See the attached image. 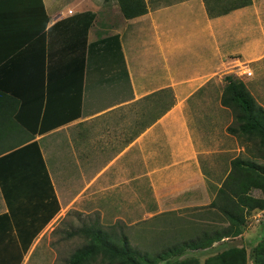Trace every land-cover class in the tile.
Masks as SVG:
<instances>
[{
    "label": "crops",
    "instance_id": "crops-1",
    "mask_svg": "<svg viewBox=\"0 0 264 264\" xmlns=\"http://www.w3.org/2000/svg\"><path fill=\"white\" fill-rule=\"evenodd\" d=\"M41 1L42 86L31 78L40 76L37 50L0 61V89L36 115L40 100L47 126L33 133L17 124L16 111L0 113V264H22L35 237L72 209L140 219L210 204L215 189L197 150L205 152L207 136H195L187 112L234 61L264 58V0H178L132 18L118 0ZM83 12L94 14L86 47L100 44L92 54L86 48L80 93L81 51L66 48L67 25L48 28ZM162 90L173 93L172 106L128 140L122 110Z\"/></svg>",
    "mask_w": 264,
    "mask_h": 264
},
{
    "label": "trees",
    "instance_id": "trees-1",
    "mask_svg": "<svg viewBox=\"0 0 264 264\" xmlns=\"http://www.w3.org/2000/svg\"><path fill=\"white\" fill-rule=\"evenodd\" d=\"M249 1L239 0L235 4L243 5ZM118 2L123 14L128 18L141 15L147 10L144 0H118ZM227 10L228 8L218 10V13ZM93 18V13L83 12L61 20L48 28V33H51L52 30L67 25L69 32L66 37V48L81 51L80 93L86 48L92 54V51L100 44L96 42L86 47V33ZM47 22L48 16L41 0H0L2 32L0 34V61L6 60L9 54L17 50H37L41 55L40 71H38L40 76L38 78V75H33L31 78L33 81L37 79L41 86L44 82L43 58L44 51L47 49ZM24 24L27 27H24ZM17 30H19L18 33H16ZM111 39L103 42L108 44ZM20 78L22 84L23 76L20 75ZM225 80L226 83L220 95V104L229 108L234 118V122L226 127V131L236 137L243 146L248 145L251 149L246 155H237L230 159L226 175L220 180V185L214 187L215 196L211 203L191 209L208 210L205 212L210 215L211 223L205 222L203 225L193 223L190 236L180 240L175 239L172 244L165 245L155 255H149L147 251L130 247L127 237L120 239L116 236L113 225L119 221L109 225L111 229L108 231L99 222L98 213H95V220L83 225L80 230L83 235L90 238L92 243L84 249L77 250L70 264H81L86 258L101 252L113 260L116 259L119 264H157L159 260H165V264H199L197 258H192L191 261L176 259L173 263L169 261V258L181 256L188 249L202 250L215 242L240 236L246 223V212L264 209V108L254 99L242 80L232 76H226ZM11 89L16 91L14 88ZM162 92L171 94L170 91L162 90L153 95ZM16 100L7 91L0 89V113H15L16 111L17 124L33 133L44 131L47 126L40 125L38 120L42 109L40 100L37 102L38 115L28 108H22L21 105L18 107ZM172 101L159 115L172 106ZM27 112L33 114L32 116L37 120L24 119L23 115ZM250 185L258 186V195L248 191ZM212 260L216 261V264H246V252L243 248L230 246L220 255L212 257ZM206 264H210L209 261ZM254 264H264V247L255 249Z\"/></svg>",
    "mask_w": 264,
    "mask_h": 264
},
{
    "label": "rangeland",
    "instance_id": "rangeland-1",
    "mask_svg": "<svg viewBox=\"0 0 264 264\" xmlns=\"http://www.w3.org/2000/svg\"><path fill=\"white\" fill-rule=\"evenodd\" d=\"M174 1L178 0H144L145 6L150 8ZM247 69L251 70V76L242 74V71ZM224 71L226 72L223 75H227L221 78V82L218 79V82L208 83L195 93V98L203 102L202 106L189 107L190 110L187 112L189 126L193 129L195 136H198L199 131L201 132L200 137L203 138V131L206 132L208 144H206L205 152L203 149L197 150L201 169L205 172L207 177L205 181H207L210 190L217 186L218 182L226 175L229 169V160L237 155H246L251 149L248 145L243 146L236 137L226 131V127L234 122V118L231 110L220 104V95L226 83L225 77L232 76L242 80L254 99L264 108V58L256 62L239 59ZM202 95L203 99H201ZM171 101L174 102L173 93L171 92L169 95V93L162 92L129 103L122 110V116L127 117L126 126L124 123L122 125V131L127 134V139L132 138L155 119ZM204 115H207L206 122L203 121ZM248 191L254 195L259 194L256 185H250ZM193 207L197 206L167 210L157 216L140 219L134 217L102 219L98 211L88 213L72 209L51 221L35 237L22 264H70V260L77 250L84 249L92 243L90 238L83 235L80 230L83 225L95 220V213H98L99 222L108 231L111 229L108 227L109 225L119 221L113 225L114 232L120 239L127 237L130 247L147 251L149 255H155L165 245L172 244L175 239L180 240L190 236L193 231L191 227L193 223L201 225L205 222L211 223L210 215L205 212L208 210H191ZM230 246L243 248L246 252V264H254L255 249L264 247V213L259 210L247 211L246 223L240 236L215 242L206 249L185 250L184 254L171 257L169 261L173 263L176 259L191 261L192 258H197L199 264H206L207 261L210 264H216L212 257L220 255ZM81 264L119 263L116 259L113 260L101 252L86 258ZM157 264H165V260H159Z\"/></svg>",
    "mask_w": 264,
    "mask_h": 264
},
{
    "label": "built area",
    "instance_id": "built-area-1",
    "mask_svg": "<svg viewBox=\"0 0 264 264\" xmlns=\"http://www.w3.org/2000/svg\"><path fill=\"white\" fill-rule=\"evenodd\" d=\"M242 74H245L246 76H251L252 72H251V70L247 69V70H243Z\"/></svg>",
    "mask_w": 264,
    "mask_h": 264
}]
</instances>
